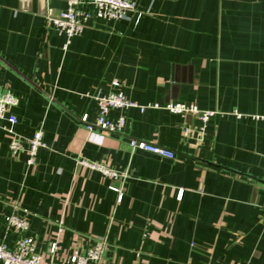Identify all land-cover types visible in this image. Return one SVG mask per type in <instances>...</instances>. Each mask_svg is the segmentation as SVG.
Segmentation results:
<instances>
[{
  "label": "crops",
  "instance_id": "0c3cea01",
  "mask_svg": "<svg viewBox=\"0 0 264 264\" xmlns=\"http://www.w3.org/2000/svg\"><path fill=\"white\" fill-rule=\"evenodd\" d=\"M66 7L0 0V87L19 101L13 133L0 122V244L14 246L15 214L48 264H71L100 238L99 264H264V0H136L129 20L93 18L69 44L46 20ZM119 92L214 115L201 132L196 115L113 109L123 133L88 132L81 117L94 122L97 99ZM37 130L46 147L28 166Z\"/></svg>",
  "mask_w": 264,
  "mask_h": 264
},
{
  "label": "built area",
  "instance_id": "2783aa9c",
  "mask_svg": "<svg viewBox=\"0 0 264 264\" xmlns=\"http://www.w3.org/2000/svg\"><path fill=\"white\" fill-rule=\"evenodd\" d=\"M136 0H89L87 2L81 0H67L65 11L56 12L54 9L48 8L46 20L52 24L58 33L66 37L67 44L71 39L78 36L88 23L93 18L107 20H129L130 13L135 10ZM99 114L94 122L88 121V116L81 117V122L85 125L88 132L95 130L106 131L115 134L123 133L126 126V119L123 116L117 119L109 118L108 114L113 109H129L137 108L140 112H145L149 108L164 109L176 115H196L201 123L200 131L204 128L212 115L210 111H200L197 106L178 102H170L166 105L148 104L140 106L130 101L121 92L110 93L106 96L97 99ZM19 101L10 92L3 90L0 87V122L7 121L10 126V133H13V127L18 122L15 115L9 113L10 108L18 106ZM190 130L185 128L184 136L189 135ZM132 149H139L166 159H174L175 153L162 146L151 144L145 141L133 139L130 141ZM46 143L43 141V133L37 130L31 139H29L28 159L27 164L31 166L35 162V157L38 150L45 148ZM12 153L16 154L21 150V144L17 137L13 138L10 143ZM78 163L96 171L106 178L121 179V175L107 167L106 165L94 163L85 159H79ZM111 189L119 194V199L122 195L120 189L111 187ZM182 191L179 193L180 198ZM9 227L14 229L17 238L12 248L4 244H0V264H48L42 259L38 253L35 242L27 235L29 224L25 219L17 215H12L9 218ZM264 226V216H263ZM55 245L51 248L54 253ZM106 253V241L104 238L98 239L94 246L85 253L75 251L70 258L71 264H99Z\"/></svg>",
  "mask_w": 264,
  "mask_h": 264
}]
</instances>
